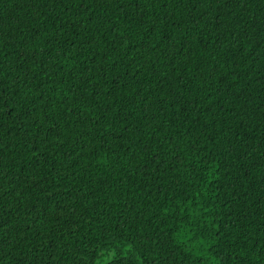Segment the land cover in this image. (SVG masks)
<instances>
[{
    "label": "trees",
    "instance_id": "1",
    "mask_svg": "<svg viewBox=\"0 0 264 264\" xmlns=\"http://www.w3.org/2000/svg\"><path fill=\"white\" fill-rule=\"evenodd\" d=\"M0 264H264V0H0Z\"/></svg>",
    "mask_w": 264,
    "mask_h": 264
}]
</instances>
